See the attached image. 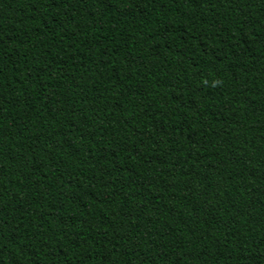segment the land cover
<instances>
[{"label": "trees", "instance_id": "1", "mask_svg": "<svg viewBox=\"0 0 264 264\" xmlns=\"http://www.w3.org/2000/svg\"><path fill=\"white\" fill-rule=\"evenodd\" d=\"M0 264H264V0H0Z\"/></svg>", "mask_w": 264, "mask_h": 264}]
</instances>
